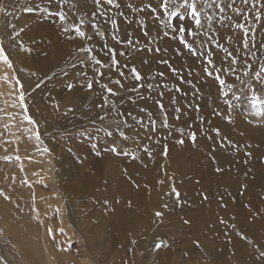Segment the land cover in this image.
Here are the masks:
<instances>
[{"label":"rangeland","instance_id":"374dc122","mask_svg":"<svg viewBox=\"0 0 264 264\" xmlns=\"http://www.w3.org/2000/svg\"><path fill=\"white\" fill-rule=\"evenodd\" d=\"M193 2L0 0V264H264V0ZM201 148L233 210L178 177Z\"/></svg>","mask_w":264,"mask_h":264},{"label":"bare ground","instance_id":"6f19581e","mask_svg":"<svg viewBox=\"0 0 264 264\" xmlns=\"http://www.w3.org/2000/svg\"><path fill=\"white\" fill-rule=\"evenodd\" d=\"M42 89H43V87H42ZM226 155H227V153H226ZM181 156H185V155H181ZM45 158H47V157H45ZM230 158H231V156L226 157L224 155V152L217 151V150L208 151L204 148H201L197 152H195L191 158H189L188 156L182 157V159H183L182 162L184 163V169H183L182 173H180V174L178 173V175H179L178 177L186 180L188 183L192 182V186H190L188 192L191 193V195H193L195 198L200 197L199 199H203L204 202H208L207 204L212 205L217 210H220L219 205H221V203H223V200L226 201L228 199L229 203L227 204V206L232 208V210H233V205L230 203L231 202L230 199H232L230 194L234 193V184H233L232 178L230 179V177H231L230 174L235 172L236 170L234 171L233 167H231V163L228 162V160ZM229 163H230V166L228 165ZM148 166L152 167L151 165H148ZM176 172H179L178 169L176 170ZM234 174L232 176H234ZM139 175H143V172L141 171L139 173ZM128 176H130V175H128ZM153 180L155 181V179L149 180L148 184L137 183V181H133V182H135V184L137 183V185H139L142 189H146V191H147V189L151 186ZM155 182H157V181H155ZM156 185H157V183H156ZM194 186L196 187L195 189L192 188ZM157 187H158V185H157ZM158 188H160V187H158ZM152 189L153 188H150L148 190H152ZM131 191H132V189H129L128 192H121L120 198L124 201L126 199V197L128 198L129 196H132V195L134 196L133 191L132 192ZM146 191L144 192V194L146 193ZM211 193H213L215 196V197H213L215 202L211 201V198L208 196ZM197 194H199V197ZM144 197H145V195L143 196V198ZM143 198L141 199L140 202L138 201L139 203H138V205H136L139 209H142V206L144 203ZM200 204H201L200 202H196L195 206L190 208V210H193L191 213H195V214H197V216H199L201 214ZM230 208H227L226 211H228V212L232 211ZM145 214H146V212H145ZM211 217L212 216H208V219H210ZM112 218H113V216H108V219L105 223H110L111 221H113ZM205 218L206 217H204V220H205ZM198 222L203 223V219L200 218V220ZM199 226L202 227L201 224H199ZM195 230H197V229H195ZM195 230H193V231H195ZM256 231L255 230L250 231L252 233L251 237L253 239H255V237L257 235L255 233ZM188 233H191V230ZM211 233L215 234L214 232H211ZM217 234H219V232ZM205 236H206V234H205ZM95 237L98 238V235H95ZM218 238H220V237H218ZM97 240H99V239H97ZM256 241L260 244V242L257 240V237H256ZM217 245H219V244H217Z\"/></svg>","mask_w":264,"mask_h":264},{"label":"snow or ice","instance_id":"6c2138e0","mask_svg":"<svg viewBox=\"0 0 264 264\" xmlns=\"http://www.w3.org/2000/svg\"><path fill=\"white\" fill-rule=\"evenodd\" d=\"M97 2H99V0H97ZM108 3L111 4L112 3V0H108ZM167 3H168V0H165V5L166 6H167ZM184 3L191 8V15L195 18V24L197 25V27H199V25L201 24V21L199 19V15H198V11H197L196 4L194 2L189 4V0H184ZM27 11H32V9L29 8V9H27ZM44 11H45L46 14H49V15L52 14L48 9H44ZM55 15L61 21H63L65 19V16H64V13L63 12H59L58 11V12L55 13ZM260 18L261 17H260L259 14H257V16L255 17V19H257V20H259ZM179 30L180 31H184V29H182V28L179 29ZM73 31L77 35H79L81 37L85 36V33L83 31H81L80 27H74ZM191 34L195 35L194 32L191 33ZM181 42L182 43L184 42L183 38H182V41ZM244 46L245 47L248 46V42L247 41H245V45ZM0 60H3L5 63H7L9 65V67H11V62L9 61L8 57L5 55V50L3 48H0ZM233 62H235V61H233ZM97 63H99V62H97ZM262 71H264V69H262ZM133 73H135V69H133ZM257 75H259V74H257ZM136 79H140V76L138 74L136 75ZM221 83H223V81H221ZM91 87H92V84L89 83L88 84V88L91 89ZM109 91H111V89H109ZM20 100H21V103L24 102V96L23 95L20 96ZM25 119L28 121V123H33L34 122L29 117H25ZM109 135H111V133H109ZM37 138H39V137H37ZM193 139H194V137H193ZM181 143H182V141H181ZM44 151H47V149H44ZM113 151H115V149H113ZM17 159H18V157H17ZM173 192L176 194L177 198H179V195L180 194L176 191L175 188H173ZM156 215L157 216H160L161 213H156ZM61 231H63V229H61ZM160 246L161 245H157V247H160ZM260 255L261 256H264V252L260 253Z\"/></svg>","mask_w":264,"mask_h":264}]
</instances>
